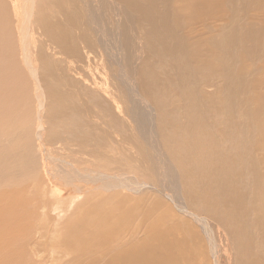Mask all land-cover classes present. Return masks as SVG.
I'll use <instances>...</instances> for the list:
<instances>
[{"label": "bare ground", "instance_id": "1", "mask_svg": "<svg viewBox=\"0 0 264 264\" xmlns=\"http://www.w3.org/2000/svg\"><path fill=\"white\" fill-rule=\"evenodd\" d=\"M93 2H85L83 24L98 26L103 36L116 35L117 45L112 49L107 37L94 45L83 35L88 59L100 53L115 66L112 81L95 78L91 88L45 49L55 44L58 53L79 56L71 32L56 17L62 14L77 26L78 0H29L32 12L26 17L35 13L34 21L23 18V0H0V264H163L180 259L176 240L161 249L175 225L165 224L166 230L158 220L145 224L158 201L148 207L125 201V190L147 187L158 193L172 190L167 196L175 202L182 195L188 209L180 202V210L197 217L207 232L198 210L213 217L220 210L222 221L241 227L235 237L240 241L251 237V225L264 229V19L246 22L250 11H264V0H101L99 7ZM215 11L225 12L226 23L218 35L204 39L191 22ZM36 29L47 38L42 60L47 65L54 60L61 74L52 67L39 72L33 64L27 32ZM139 29L145 30L143 47L134 35ZM16 33L22 34L20 51L29 74L20 65ZM148 46L154 55L134 64ZM119 47L127 52L124 62ZM209 86L216 90L208 93ZM34 100L40 128L46 123L51 138H58L53 143L70 151L59 161L61 167L47 163L46 178L36 166L22 169L16 161L25 147L16 130L29 123ZM131 128L137 132L123 131ZM40 131L38 141L46 138ZM8 137L14 138L2 144ZM118 143L129 144L125 150L133 149L139 163L130 167L132 156L123 149L118 157ZM54 159L46 156L48 162ZM82 163L86 166L76 165ZM65 188L74 193L68 202L62 196ZM66 203V208L75 204L73 213L64 224L56 222L42 253L30 238L38 211L49 205L64 210ZM136 215L146 217L140 228Z\"/></svg>", "mask_w": 264, "mask_h": 264}, {"label": "rangeland", "instance_id": "2", "mask_svg": "<svg viewBox=\"0 0 264 264\" xmlns=\"http://www.w3.org/2000/svg\"><path fill=\"white\" fill-rule=\"evenodd\" d=\"M35 1H37V0H35ZM95 1L97 4L94 3ZM100 1L101 0H94L93 3L96 4L97 7H99L100 4L98 5V3H100ZM85 2H86V0H78V8H77V11L75 14L76 18H77V26L75 25L73 27L71 24H69L67 22L66 19L64 20V15L59 14L57 16L55 14L59 21L63 20L64 28L67 31L71 32L72 38L74 39V42H75V45L78 48L79 56L77 55L75 57H68L64 53H61V52L58 53L57 50H59V48L56 47L55 44L46 45L45 49H46V52H48L49 54H51L54 57L55 60L58 59L57 61L62 62V64H64L68 68V71H69V69L72 68L69 71V74H71V76H73L76 79H78L79 81H81L83 86L94 88L92 80L96 78L99 81L101 80V82H103V83H104V81H106V82L109 81L110 74L112 73V71H114L115 66H112V60L110 58L107 59V57H102L100 55V53H99L100 56L97 53L96 54L92 53L90 55V59H88L87 55L85 54L88 47L85 48L86 44L84 43L83 35L88 36L89 40L94 45H96L97 42L101 39L107 40V38H109L107 40V42H108V44H113L112 49H114V47H116L115 45H117V42L115 40L117 37L115 35L114 36L115 39H113V38H111L112 36H109V37L103 36L101 32L97 31V29H99L98 26H97V29L96 28L93 29V28H90L89 26H85L83 24L84 19H85V11H87L86 6H85ZM27 3L29 4V0H23V8L25 11H23L22 16L24 19H26V21L27 20L30 21V19H31V21H34L35 13L33 15H31V17L29 19H27V17H26V15L30 14V11L32 12L31 9H28ZM33 12H34V9H33ZM246 16H247L246 22L252 23L253 20H256V19L258 20L260 18L264 19V11H262L260 9L253 10V11H250ZM118 20H119L118 16H115V22L113 23V25L115 27H117L116 24H117ZM225 23H226L225 12L215 11V12H211L208 14L204 13V18L200 17L199 19L194 20L193 22H191L190 27L194 28L195 31H197V33H199L198 31H200V34H201V32H202V34L204 33L203 35H204V39H205V38H208L211 36L218 35L220 32V29L225 25ZM107 26L109 29L112 26L110 24V21H108ZM144 31H145L144 29H139V31H136L134 33V35L138 38L137 42L139 44L141 43L142 47H143V42L141 40V36L144 33ZM17 34L18 33H16V40H15L16 41V47L18 49V50L16 49L17 53H18L17 55H18V58L20 57L19 58L20 62L22 59L23 64L21 63L20 65H21V67L24 68V60H23V57L21 56V51H20L21 50V48H20L21 44L20 43H21V35L22 34H20V35H17ZM27 35H29V36H27L28 42L30 40V42L28 44L30 46L29 50L31 52L30 57H32L31 60H32L33 64H35L38 67L39 72L44 71L46 67H52L53 70L57 74H59V73L61 74L63 72L62 68H59L57 66V64H55V65L52 64V62H55L54 60L49 59L50 63L47 65V62H45L41 58V52H42L41 48L44 45V43H46L45 40L47 41V38L44 34H42V31L39 29L38 30L37 29L32 30V32L28 31ZM105 37H107V38H105ZM138 43H137V45L135 43L136 47H138ZM22 45H24V44H22ZM132 46H134V43L132 44ZM121 48L119 47L117 49H118V52L121 54V55L119 54V57L124 62L126 60L125 57H126L127 52L125 50H123V48H122V50H120ZM133 49H135V46L133 47ZM147 50H148V52L146 51V49H144L143 53L138 52V53H141V55H138L139 59H137L136 60L137 63L134 62V64L137 65L140 63L141 60H145L147 57H151V55H154L152 53V51L150 50L149 46L147 47ZM86 57H87V59H86ZM70 60L71 61L73 60V61L70 63L69 62ZM154 60H155V58L152 59L151 63H153ZM66 63H67V65H66ZM71 65H72V67H71ZM25 67H26V65H25ZM157 67H158V69L163 68L162 65H158ZM108 68H110L112 70L110 71V69L108 70ZM24 69H25L24 71L27 74H29L28 67H27V70H26V68H24ZM111 79H112V77H111ZM111 79H110V81H112ZM137 79H138V76H137ZM85 80L88 81V83H85L84 82ZM214 82L217 84L218 80H214ZM28 84H29V82H28ZM111 86L115 90L113 82L111 83ZM215 88L216 87H214V86H209V87H207V92L208 93L213 92L216 90ZM76 90L78 92L82 91L81 88H79V89L76 88ZM251 93L252 92L248 93L247 97H249V95ZM125 104H127V102H125ZM114 105L112 104V106L115 108L116 103ZM130 106H131V104H130ZM32 108H33L32 110H34L33 113H34L35 117L33 116V113L31 110L30 115H32V116H31V119L29 120V123L26 125L23 124L22 129L16 130V131L20 132L18 134L19 135L18 139L20 138L19 141H21V142L25 141L24 142L25 143L24 151H21L19 153L20 155H21V153H23L22 156L23 155L24 156L21 158V160L18 159L16 161L18 162L19 165L22 166V169H26L25 165H26V167H30V168H35V166H36L37 169L39 168L38 169L39 171L41 170L40 172H41L42 176H44V178H46L47 177L45 174V170L47 169L46 165L49 164L50 166H52V162H53V165H57V166L61 167V165H60L61 162H59V161H61L63 158H67L69 156L70 151L65 149V147L61 143H57V144L53 143L54 141H56L57 137L51 138L50 134H52V132L49 129H46V128H48L47 125H45L46 123L44 124V127H42V129L40 128V125H38V119L36 118V116H37L36 110L37 109H35L36 108L35 100H34ZM44 121H45V119H44ZM32 127H34V128H32ZM43 129L44 130L46 129V130L43 131ZM58 129L57 130L54 129V130H56V132L53 131V133H55V135L59 132ZM38 131H40L41 133L43 132V135L45 134L44 136H42V138L43 137L45 138V136H46V138L42 139V141L41 140L38 141V139H37L36 132H38ZM123 131L124 132L128 131L129 133H133V132L136 133L137 132V130L133 129V128L124 129ZM116 133L117 132L115 130H112V134H116ZM13 138L14 137L5 138V140H2V144L7 143L8 142L7 140H9V143H10V141ZM21 138H22V140H21ZM48 138H51L52 140L49 139V141H51V142L48 141V143H47ZM45 141H46V143H45ZM110 142H114V141H112V139H111V141H107V143H110ZM52 143L55 145H52ZM118 144H119L118 146L116 145L117 149L114 148L116 150L114 152H117L118 157L120 155L118 153V151L123 149L125 151V153L131 154V156H132V160H129V166L130 167L135 166L136 164L139 163V161L136 160L137 159L136 153L134 154L132 152L133 149L130 151L125 150V145H129V144H124V143H118ZM40 145H42V146H40ZM121 146H123V147H121ZM44 147H45V149H44ZM75 147L77 148L78 146H75ZM126 147H129V146H126ZM47 149H50V150H47ZM59 149L60 150L62 149V151H60ZM42 151H45V152H42ZM49 151H50V153H48ZM111 151L112 150H110V153L112 155H115V153L111 152ZM46 153H48V154H46ZM63 154L65 156H62ZM11 155L12 154L8 155V157H6L7 155H5V159H4L5 161L4 162L6 165L8 164V162H10ZM17 155H18V153H17ZM20 155H18V158ZM56 155H59V156H56ZM46 156L47 157L48 156H54L57 159H54L53 161L48 162V160H46ZM12 161H13V159H12ZM25 162H27V163H25ZM76 165L86 166L84 163L76 164ZM113 166H117V163H114ZM130 167H128V165H125V170L128 169V171H129ZM84 170H86V169H84ZM43 171H44V173H43ZM16 172H20V169L17 168ZM59 181H61V180H59ZM247 183L249 184V180L247 181ZM46 187H48L47 184H46ZM67 189L68 188L62 189L63 190L62 196L64 198V202H68V199L70 197L69 195L74 194L73 191L72 192L70 190L67 191ZM156 191H157L156 189L152 190L149 187L143 189L140 192H133V191L125 190L123 193V196L126 198L125 201H127V203H129V202H130V204L136 203L139 206L143 205V206L148 207L151 204H153L155 201H158V204L155 205V213H154L153 217L146 218V217H142L140 215L135 216L134 220L137 223L139 228L144 225V222H143L144 218H146L145 224H147L153 220H158L160 222L161 226H163V227H165L164 226L165 224H166V227H169V225L171 227H172V225L173 226L175 225L173 234H169L168 237H166V241H164L161 244V249L165 250L171 241L176 240L177 245H175V243H174V251L179 252L178 254L182 255V257L180 259H176V260H173L171 262H163V264H264V229L260 228V226H257L256 224L251 225V227H250L251 237L245 238V239L240 241V239L238 240L235 237L237 235V231L241 232V227L236 226V224L235 225H232V224L228 225V224H226V221H222L220 214H223V213L220 210L215 208L220 213L219 214L218 212H215L216 213L215 217L208 215L205 210H204V212L198 210V212H201L202 214L201 213H197V214H201V217H204V219L206 220L205 222L208 223V230H210V231L207 232V229L201 223L198 222L197 217H195L194 215H190V214L187 215L186 213H184L183 211L180 210V208H179L180 202L185 208H187L186 200L184 197H182V195H180L181 197H177L178 202L177 201L175 202V201H172L171 198L167 196L168 193L171 192L172 190L171 191H165V192H159L161 194V196ZM49 193H50V191L48 190L47 195H49ZM50 197L52 200L53 196H50ZM81 201H83V199H81L79 202H81ZM67 205H68V203L62 205L63 206L62 208L64 210H60V209H53L52 210V208H51L52 205H49L45 209H39V211H38L39 219L34 221V223L32 225V228H31L32 233L30 234V238H33V242H34L33 244H36L38 246L37 248H39L42 251V253L47 251L48 246L46 245L47 249H45L44 247H41V245L45 244V241H46L45 238H50L53 234H55L56 222H60V223L64 224L66 218H68L72 215V213H73L72 210L75 207V204H72V206L70 208H66ZM204 208H206V206H204ZM59 211H61V213L64 215L63 218H60V216L58 215ZM44 213H47V214L49 213L50 218L47 221L45 219V215H47V214H44ZM190 213L192 214L193 212L190 211ZM251 213H253V212H251ZM167 229L168 228H166V230ZM172 237H175V238H172ZM51 238H53V237H51ZM136 238H138V236ZM171 238H172V240H171ZM175 246H177V248ZM32 247H33V245L30 246L29 248L31 249Z\"/></svg>", "mask_w": 264, "mask_h": 264}]
</instances>
